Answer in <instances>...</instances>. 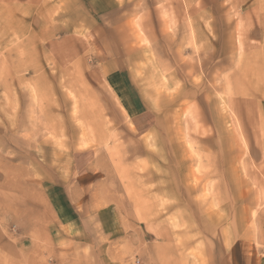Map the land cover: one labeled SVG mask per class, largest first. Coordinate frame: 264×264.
Wrapping results in <instances>:
<instances>
[{
	"label": "rangeland",
	"instance_id": "374dc122",
	"mask_svg": "<svg viewBox=\"0 0 264 264\" xmlns=\"http://www.w3.org/2000/svg\"><path fill=\"white\" fill-rule=\"evenodd\" d=\"M245 241L264 0H0V264H235Z\"/></svg>",
	"mask_w": 264,
	"mask_h": 264
},
{
	"label": "crops",
	"instance_id": "0c3cea01",
	"mask_svg": "<svg viewBox=\"0 0 264 264\" xmlns=\"http://www.w3.org/2000/svg\"><path fill=\"white\" fill-rule=\"evenodd\" d=\"M147 111L139 110L134 111L129 114L131 120H134L135 124L141 125L144 122H139L144 118ZM146 126V125H145ZM143 126L142 128H145ZM154 125H151L152 128ZM141 130V129H140ZM234 248V250L230 251L231 262L235 264H240L241 255H242V263L245 264H264V249L262 251H255V249L245 242L234 243L231 245L230 249ZM235 259V260H234Z\"/></svg>",
	"mask_w": 264,
	"mask_h": 264
}]
</instances>
